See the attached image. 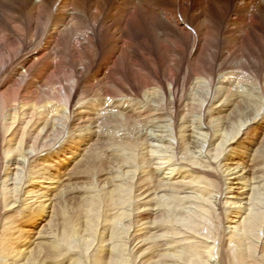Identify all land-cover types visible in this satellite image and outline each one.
<instances>
[{"label":"bare ground","instance_id":"1","mask_svg":"<svg viewBox=\"0 0 264 264\" xmlns=\"http://www.w3.org/2000/svg\"><path fill=\"white\" fill-rule=\"evenodd\" d=\"M235 4L0 0V264H264V0Z\"/></svg>","mask_w":264,"mask_h":264},{"label":"rangeland","instance_id":"2","mask_svg":"<svg viewBox=\"0 0 264 264\" xmlns=\"http://www.w3.org/2000/svg\"><path fill=\"white\" fill-rule=\"evenodd\" d=\"M193 1L191 0V8L192 9L196 8V4H197V0L196 1L193 0ZM226 1L229 4V5H227L229 10L227 8V11H226V16L229 19L230 16L232 15L233 10L235 9V7H234V6H236L235 3H237L238 0L237 1L236 0H226ZM227 18L225 17L224 19H222V18L220 19V23L222 26H225V21H227ZM97 138H99V137L97 136ZM111 153L112 152L110 150L106 151V153H104V156L102 157V159H100V161H98L96 166L98 165L101 168H98L99 170L97 172L94 171V169H93L94 166H90V167H92V168H90L91 169L90 172L85 173L86 171H88V170H85L84 172H82V171L79 172L81 174L77 173L75 175V173L73 174L74 171H72V175H70V176L68 175L69 178H65L67 176L64 177L63 184L60 187L64 186V188H66V186H67V188H66L67 191L65 192V195L67 193V196L66 197L64 196V197L66 198V200L69 203L76 205L78 200H79V197H81L82 195H84L86 193V191L88 190L87 189L88 186H90L93 182L98 183L99 185L102 186L104 183H107V181H109L110 177L113 175V172H111L109 165H108V162H107V159L111 157ZM105 162H106V164H105ZM101 169H102V172H101Z\"/></svg>","mask_w":264,"mask_h":264}]
</instances>
